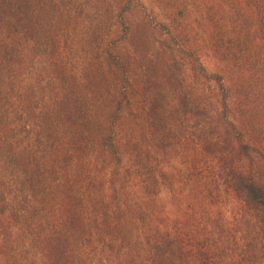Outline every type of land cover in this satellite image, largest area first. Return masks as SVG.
Masks as SVG:
<instances>
[{
  "label": "trees",
  "instance_id": "obj_1",
  "mask_svg": "<svg viewBox=\"0 0 264 264\" xmlns=\"http://www.w3.org/2000/svg\"><path fill=\"white\" fill-rule=\"evenodd\" d=\"M153 1L0 0V264H264L263 6L207 11L221 75Z\"/></svg>",
  "mask_w": 264,
  "mask_h": 264
},
{
  "label": "rangeland",
  "instance_id": "obj_2",
  "mask_svg": "<svg viewBox=\"0 0 264 264\" xmlns=\"http://www.w3.org/2000/svg\"><path fill=\"white\" fill-rule=\"evenodd\" d=\"M143 1L145 2L146 6L148 8H155V4H156L155 1H153V0H143ZM258 1L261 3V5L263 6V9H264V0H258ZM216 2H219V0H187L186 1V8L188 11L187 22L188 23L194 22V29L193 30H194V34H197L196 38H197L198 42L193 40V43L196 42L199 47L201 46L203 48V49H201L202 51L200 52V56H201V60H202L201 64H203V67L205 68L206 72H208L209 74L217 73V74H221V75H226L224 73L226 64L223 63V61L220 59V57L211 49L210 44L207 43L206 40L204 41L202 39L205 36H208L207 32H206V30H208L207 25H206V23L204 24V22L206 20L205 16L207 14V11L209 12V10L211 8L215 7ZM235 3L237 5L242 4L241 6L245 5L243 0H235ZM231 6H232V2H231V0H228V2L224 5V8H225L224 13L222 12V16L224 18L227 15V14H225V12L232 10V9H230ZM212 10H213V12L215 11L214 8ZM205 33H206V35L203 36ZM232 73L233 72L230 73V76ZM260 75L261 76L259 79V85L261 84L262 86H264L263 85L264 84V71H262L260 73ZM250 77H251V75H250ZM252 80L256 84V81H257L256 77ZM253 81H249V83L252 86H255ZM227 83L229 86H231V82L227 81ZM173 163H175V162H173ZM135 189L137 190V188H135ZM128 192H130V191H128ZM222 198H224V196ZM166 199H168V198L167 197H160L158 200V205L160 204L161 207L165 208L167 211L173 210L172 205H174L175 203L174 202L171 203V199H168V200H166ZM231 208H232V204H230V202H229L225 205V199H222V202L219 203V208H217V212H221L224 219H225L227 217V215L231 212Z\"/></svg>",
  "mask_w": 264,
  "mask_h": 264
}]
</instances>
